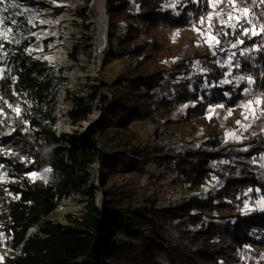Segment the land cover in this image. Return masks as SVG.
I'll list each match as a JSON object with an SVG mask.
<instances>
[{
	"label": "trees",
	"instance_id": "1",
	"mask_svg": "<svg viewBox=\"0 0 264 264\" xmlns=\"http://www.w3.org/2000/svg\"><path fill=\"white\" fill-rule=\"evenodd\" d=\"M237 1L240 6L247 7L256 6L257 0ZM135 2L139 5L138 14L130 11V0H107L111 30L124 21L127 31L125 36L119 37L118 47L113 44L116 36L112 31L109 33L110 48L105 52L103 67L126 55L139 59L135 68L108 88L113 99L94 126L98 131L100 148L105 152L100 157L107 177L118 172L126 174L142 170L139 162L129 157L125 149L131 147L138 136L130 132L129 124L152 116V102L168 108L177 102L194 100L196 104L177 121L178 129L188 125L189 133L194 134L196 124L200 123L207 126L206 134L212 135L216 126L213 119L207 120L204 116L207 105L222 101L233 104L235 101H229L225 94L226 91H234L232 86L218 85L225 71L218 64L216 54L208 45L197 43L190 10L198 11L199 3L195 5L190 0V6L180 4L176 13L174 9H164L165 0ZM173 29L179 32L176 40L171 35ZM0 44L8 51L10 72L1 80L3 96L14 105H23L30 114V121L50 139L61 144L62 140L57 138L51 127L56 122L51 102L54 77L46 61L28 53L27 41L10 43L0 39ZM169 58H176L170 70L165 65ZM195 61L205 71L197 74L194 90L187 79L171 85L176 94L172 99L154 91L165 73L170 71L171 76L176 77L183 71L189 72V63ZM243 65L251 70L248 62ZM255 76L259 79L258 73ZM204 81L214 84L212 98L208 101L199 99L200 86ZM241 89L239 87L238 91ZM90 111V106L83 99H78L70 116L73 122H79L86 119ZM19 135L12 141L1 142L21 147L26 154L32 155L34 168L51 165L58 181L48 183L42 179L31 181L24 178L20 182L8 183L9 189L19 195L9 207V230L13 235L14 248L21 253L7 257L4 264H100L102 239L113 229L120 231L113 250V264H176L177 258H186L191 264H219L220 260L225 264H236L241 260L239 248L244 243H251L256 250H264V235L257 239L250 233V229L264 232V211L245 214L237 208L242 201L239 195L249 186L253 187V195H257L259 189L260 195L264 196V173L257 174L251 161L256 150L157 156L160 164L174 162L172 169L190 183L191 189L206 184L213 173L225 185L217 192H210L207 198L192 196L188 202L174 207H157L154 202L151 205L129 203L124 206L125 200L132 198V189L125 185H112L109 189L112 199L107 201L104 211L92 196L81 216L73 219L75 225H63L53 222L49 216L63 198L79 187L75 166L86 168L92 161L91 154L94 153L90 147L95 148L97 140L91 132L89 139L76 150L67 149L70 163L65 153L50 151L43 154L24 134ZM208 143L215 144L216 141ZM221 158L226 166L214 168L211 161ZM186 217L192 224L206 219L210 221L207 227L191 234L174 223ZM35 225L40 226L39 232L28 236L29 229Z\"/></svg>",
	"mask_w": 264,
	"mask_h": 264
},
{
	"label": "rangeland",
	"instance_id": "2",
	"mask_svg": "<svg viewBox=\"0 0 264 264\" xmlns=\"http://www.w3.org/2000/svg\"><path fill=\"white\" fill-rule=\"evenodd\" d=\"M192 1L195 5L199 2ZM180 4L191 5L190 0H165L164 9H174L177 13ZM206 4L208 9L204 16H200L196 9L190 10L191 26L197 33V43L208 45L216 54L218 64L225 71L218 85L234 88L233 92H225L228 100L234 99V103L222 101L207 105L204 116L207 120L213 119V125L216 126L214 133L207 135V126L200 123L196 124L194 134L189 133L188 125H184L182 130L178 129L177 121L183 119L188 109L196 104L194 100L177 102L168 108L152 102V116L129 124L130 132L138 136L132 146L125 149L129 157L139 162L142 170L126 174L118 172L107 177L100 157L105 152L100 148L98 131L94 126L99 123L104 109L113 99L108 88L120 76L135 68L139 59L126 55L105 67L103 63L97 65L95 41L98 11L91 6V0H0V39L10 43L27 41L28 53L46 61L54 77V98L51 102L54 104L56 122L51 127L57 138L62 140L61 144H57L50 139L30 121V114L23 105H14L3 96L1 80L10 72L8 51L0 44V264L19 251L14 248L13 235L9 230V207L19 195L9 189L8 183L20 182L24 178L31 181L42 179L48 183L58 181L51 165L34 168L32 155L26 154L21 147L1 142L7 139L12 141L14 136L20 137L21 133L32 144L35 143L37 150L43 154L63 152L70 163L67 149L76 150L89 139L91 132L97 140L96 147H90L91 153H94L91 154L92 161L86 168L75 166L79 187L63 198L49 216L53 222L63 225H75L73 219L81 216L92 196L104 211L107 201L112 199L109 192L112 185H125L132 189V198L126 199L124 206L129 203L136 206L151 205L154 202L157 207L178 206L188 202L192 196L207 198L210 192H217L225 185L213 173L207 186L191 189L190 183L172 169L174 162L160 164L156 160L157 156L200 151L223 153L233 149L256 150L257 153L251 158L254 170L259 175L264 173V0H257L256 6L247 7L240 6L237 0H206ZM129 9L134 14L140 11L135 0H130ZM111 31L116 36L113 44L118 47L119 37L126 34L127 23L120 22L112 30L109 25L105 52L110 48ZM171 35L173 39H178V29H173ZM175 61L176 58L166 59V68L172 69ZM244 62L250 64L251 70L244 67ZM189 65V72L183 71L176 77H172L170 71L165 73L154 91L172 99L176 94L171 85L187 79L194 90L197 74L205 70L197 61ZM213 87V83L204 81L200 86L199 99L210 100ZM239 87H242L240 92ZM78 99H83L91 111L86 119L73 122L70 111L76 107ZM213 140L215 144L208 143ZM211 164L216 169L226 166L222 158L212 160ZM239 197H242V201L237 204V208L243 213L264 211V196L260 195L259 189L257 195H253V187L249 186L243 189ZM209 221L206 219L192 224L186 217L174 223L194 234L207 227ZM39 230L40 226L35 225L27 235H35ZM250 233L257 239L264 235L257 229H250ZM119 234V229H113L103 237L99 248L100 264L114 263L113 250ZM239 253L241 260L236 264H264V250H256L251 243H244ZM176 264L191 263L186 258H177ZM219 264L225 263L220 260Z\"/></svg>",
	"mask_w": 264,
	"mask_h": 264
},
{
	"label": "bare ground",
	"instance_id": "3",
	"mask_svg": "<svg viewBox=\"0 0 264 264\" xmlns=\"http://www.w3.org/2000/svg\"><path fill=\"white\" fill-rule=\"evenodd\" d=\"M91 6L96 7L98 16L96 20L97 33H96V48H97V65L100 66L105 51L108 47V31L109 21L107 18V1L106 0H91Z\"/></svg>",
	"mask_w": 264,
	"mask_h": 264
},
{
	"label": "built area",
	"instance_id": "4",
	"mask_svg": "<svg viewBox=\"0 0 264 264\" xmlns=\"http://www.w3.org/2000/svg\"><path fill=\"white\" fill-rule=\"evenodd\" d=\"M199 4V6H198V14L200 15V16H204L206 13H207V4H206V0H200V2H198ZM231 27H233V25H231ZM154 108H156V107H154ZM21 253V251H18L17 252V254H20ZM17 254H13V255H11V257H14V256H16Z\"/></svg>",
	"mask_w": 264,
	"mask_h": 264
},
{
	"label": "water",
	"instance_id": "5",
	"mask_svg": "<svg viewBox=\"0 0 264 264\" xmlns=\"http://www.w3.org/2000/svg\"><path fill=\"white\" fill-rule=\"evenodd\" d=\"M106 10H107V12H108V8H106ZM107 18H108V21H109V14H107ZM104 57H105V54H104ZM103 61H104V58H103ZM103 61H102V63H103ZM101 63V64H102Z\"/></svg>",
	"mask_w": 264,
	"mask_h": 264
},
{
	"label": "snow or ice",
	"instance_id": "6",
	"mask_svg": "<svg viewBox=\"0 0 264 264\" xmlns=\"http://www.w3.org/2000/svg\"><path fill=\"white\" fill-rule=\"evenodd\" d=\"M230 2H231V0H230ZM213 6H215V5H213ZM243 11H244V12H247V9H244ZM257 103H259V101H257Z\"/></svg>",
	"mask_w": 264,
	"mask_h": 264
},
{
	"label": "crops",
	"instance_id": "7",
	"mask_svg": "<svg viewBox=\"0 0 264 264\" xmlns=\"http://www.w3.org/2000/svg\"><path fill=\"white\" fill-rule=\"evenodd\" d=\"M208 184L206 183V184H203L202 186H207Z\"/></svg>",
	"mask_w": 264,
	"mask_h": 264
}]
</instances>
